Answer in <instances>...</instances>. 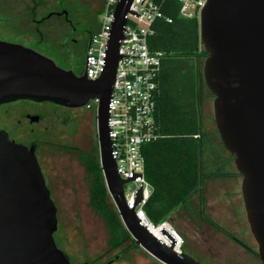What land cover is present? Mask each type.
<instances>
[{"label": "water", "instance_id": "95a60500", "mask_svg": "<svg viewBox=\"0 0 264 264\" xmlns=\"http://www.w3.org/2000/svg\"><path fill=\"white\" fill-rule=\"evenodd\" d=\"M132 1L116 5L107 64L97 79L64 68L33 47L0 39V105L32 100L78 109L98 97L101 167L128 232L164 264H203L162 243L142 223L126 200L124 185L131 179L118 173L112 156L108 104ZM200 37L208 53L203 73L214 95L216 126L242 175L246 216L264 264V0H208L200 16ZM37 148L35 142L26 145L11 139L0 128V264H72L55 238L58 206ZM142 199L141 187L135 205Z\"/></svg>", "mask_w": 264, "mask_h": 264}, {"label": "trees", "instance_id": "16d2710c", "mask_svg": "<svg viewBox=\"0 0 264 264\" xmlns=\"http://www.w3.org/2000/svg\"><path fill=\"white\" fill-rule=\"evenodd\" d=\"M156 1L162 3L173 22L158 20L156 32L150 38L151 48L165 51L167 57L157 76L155 116L161 136L144 147L146 177L153 188L144 206L146 213L155 224L170 220L178 210L190 214L192 199L198 195L200 217L260 258L258 249L246 244L206 212L207 181L242 175L219 131L211 132L205 126L203 106L207 87L203 60L208 53L200 37V19L180 16L177 0ZM79 159L89 181V205L106 223L110 249L123 247L129 240L131 244L123 253L138 247L109 194L99 146L87 152L79 150Z\"/></svg>", "mask_w": 264, "mask_h": 264}, {"label": "rangeland", "instance_id": "374dc122", "mask_svg": "<svg viewBox=\"0 0 264 264\" xmlns=\"http://www.w3.org/2000/svg\"><path fill=\"white\" fill-rule=\"evenodd\" d=\"M73 1L86 13L96 14L91 16L90 27L97 31L102 25L105 0ZM25 32L23 27L15 28L8 39L34 47V42L27 36L25 38ZM86 53L87 49H82L74 52L70 59V66L81 75L85 72ZM203 111L206 129L217 131L214 95L208 88ZM50 122L53 127L50 133L41 134L37 155L58 206L59 227L55 238L72 256L75 264H83L95 255L107 260L119 248H109L106 223L89 205V181L85 167L79 159V150L87 152L92 147L99 146L97 111L82 107L74 111L72 120L67 124L60 119L46 121L44 124ZM28 124V121L23 120V125L28 127ZM241 186L242 176L208 180L206 212L246 244L258 249L247 220ZM198 210L199 196L196 195L192 199L190 214L178 210L170 219L186 240L183 248L185 252L203 264H263L259 257L202 219ZM129 244L131 240L125 246ZM119 264L164 263L138 245Z\"/></svg>", "mask_w": 264, "mask_h": 264}, {"label": "built area", "instance_id": "2783aa9c", "mask_svg": "<svg viewBox=\"0 0 264 264\" xmlns=\"http://www.w3.org/2000/svg\"><path fill=\"white\" fill-rule=\"evenodd\" d=\"M120 0H105L102 25L92 37L85 57V74L90 79L99 78L106 67L108 45L115 20L116 5ZM179 14L185 18L198 17L208 0H177ZM164 20L173 22L162 3L156 0H133L120 41L115 82L108 104L109 136L112 141V156L117 162V171L125 179V196L130 208H135L142 223L167 246L183 252L186 240L170 220L160 224L148 217L145 204L153 188L146 177L145 145L160 138L156 123L157 76L162 69L167 53L152 49L150 38L155 34V23ZM98 97L85 106L96 109ZM143 199L135 205L140 188Z\"/></svg>", "mask_w": 264, "mask_h": 264}, {"label": "flooded vegetation", "instance_id": "af4514ba", "mask_svg": "<svg viewBox=\"0 0 264 264\" xmlns=\"http://www.w3.org/2000/svg\"><path fill=\"white\" fill-rule=\"evenodd\" d=\"M92 15L73 0H0V39L10 41L8 38L12 30L23 27L26 29L25 38L29 37L35 44L33 48L54 59L58 65L73 69L70 59L74 52L88 49L95 33L90 27ZM75 110L50 101L9 102L0 105V128L17 142L26 145L37 143L38 153L41 134L50 133L53 127L51 122H44L60 119L67 124L72 120ZM23 120L29 122L28 127L23 125ZM56 241L75 264L68 251L59 245L57 238ZM125 245L107 260L95 255L83 264H119L130 252L123 253L127 247Z\"/></svg>", "mask_w": 264, "mask_h": 264}, {"label": "crops", "instance_id": "0c3cea01", "mask_svg": "<svg viewBox=\"0 0 264 264\" xmlns=\"http://www.w3.org/2000/svg\"><path fill=\"white\" fill-rule=\"evenodd\" d=\"M99 29H100V28H99ZM99 29H98V30H99ZM98 30H97V31H98ZM95 32H96V31H95Z\"/></svg>", "mask_w": 264, "mask_h": 264}]
</instances>
